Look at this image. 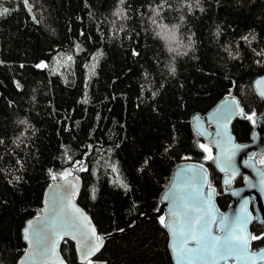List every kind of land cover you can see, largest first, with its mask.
<instances>
[{
  "label": "trees",
  "instance_id": "obj_1",
  "mask_svg": "<svg viewBox=\"0 0 264 264\" xmlns=\"http://www.w3.org/2000/svg\"><path fill=\"white\" fill-rule=\"evenodd\" d=\"M260 74L264 0H0V264H17L23 224L65 172L97 232H115L84 261L66 238L67 264H173L159 195L174 167L204 164L220 210L231 199L191 115L235 95L231 130L248 141Z\"/></svg>",
  "mask_w": 264,
  "mask_h": 264
},
{
  "label": "water",
  "instance_id": "obj_2",
  "mask_svg": "<svg viewBox=\"0 0 264 264\" xmlns=\"http://www.w3.org/2000/svg\"><path fill=\"white\" fill-rule=\"evenodd\" d=\"M253 88L264 98L261 95L264 93V74L253 79ZM237 116H244V109L235 95L223 96L204 114L191 115L192 128L213 148L214 165L222 173V184L231 199L228 207L220 210L214 187L209 184V171L204 164L186 161L174 167L168 184L159 195L173 264L264 263V245L252 248L251 240L246 248H233L224 260L218 257L212 259L193 251L197 244L190 239L188 221L196 213L189 212L187 217L184 216L183 205L189 203L200 207L202 212L211 208V214L216 217L217 222L220 217L228 222L248 217L250 219L244 226L247 234H250L253 219L264 221V183H261L264 181V167L254 157L255 152H258L264 158V113L255 118L250 139L244 142L236 140L231 130V124ZM238 175H241L242 182L234 184ZM226 180H230V183L226 184ZM81 185L82 180L75 172L46 185L40 213L28 218L23 224L21 232L26 247L17 264H67L60 253V245L66 238L74 242L78 259L84 261L95 256L102 248L105 238L115 233L97 232L87 211L76 201ZM177 212L180 213L179 216L175 215ZM62 220L68 222V227L54 230L53 221ZM181 222L184 223L183 234L179 228ZM217 227L218 224L213 222L212 234L223 239L226 233L222 228L217 231ZM92 229H95L100 241L92 235ZM26 235L28 239H25ZM97 245L98 250L92 251Z\"/></svg>",
  "mask_w": 264,
  "mask_h": 264
},
{
  "label": "snow or ice",
  "instance_id": "obj_3",
  "mask_svg": "<svg viewBox=\"0 0 264 264\" xmlns=\"http://www.w3.org/2000/svg\"><path fill=\"white\" fill-rule=\"evenodd\" d=\"M25 4L28 3V0H24ZM120 2L123 4L124 0H120ZM6 11V10H5ZM122 10H118V13H120ZM159 35V33H158ZM245 39H247L245 37ZM170 51H173L174 49H169ZM71 57H69V60ZM37 67L45 68L47 65L41 63L37 65ZM174 72L175 69H172ZM261 95H264V93H261ZM251 119V117H249ZM200 147L205 151L208 152L209 155L205 157V159H212L210 150L206 145H200ZM261 163L264 164V160H261ZM81 170H84L81 168ZM222 171L224 169H221ZM71 175L70 172H65L63 176L66 178L67 176ZM235 175V173H233ZM226 184L230 183V180L225 181ZM261 183H264V181H261ZM199 194V193H198ZM209 200H210V194H209ZM185 212L184 216L187 217L189 212L196 213L189 221H188V227L190 229V239L195 241L197 244L196 249L193 251L203 253L207 255L208 257L215 259L219 258L220 260H224L228 254H230L231 250L235 248L236 246H243L247 247L250 240H256V239H264L262 236H251L250 234H247L245 232V225L248 223V220L250 218L244 217L243 219H238L234 222H228L224 217H220L219 221H216V217L211 214V208H209L207 211L202 212L200 207L193 206L192 204L185 203L183 205ZM175 215L179 216L180 213L177 212ZM213 222H216L218 224L217 231H220L221 228L226 233L225 237L221 239L219 236H215L212 234V228L211 225ZM264 222V221H261ZM161 223H164V218L161 217ZM199 225V233H197V226ZM53 229H63L68 227L67 221H60L56 222L53 221ZM180 233L183 234L184 229V223L181 222L180 226ZM27 231V230H26ZM92 235L95 236V239L97 241H100V237L96 236L95 229H92ZM25 239H28L27 235L25 236ZM187 242V241H185ZM97 245L95 248L92 249V251L98 250ZM89 264H91V261H89Z\"/></svg>",
  "mask_w": 264,
  "mask_h": 264
},
{
  "label": "bare ground",
  "instance_id": "obj_4",
  "mask_svg": "<svg viewBox=\"0 0 264 264\" xmlns=\"http://www.w3.org/2000/svg\"><path fill=\"white\" fill-rule=\"evenodd\" d=\"M49 184V183H48Z\"/></svg>",
  "mask_w": 264,
  "mask_h": 264
}]
</instances>
